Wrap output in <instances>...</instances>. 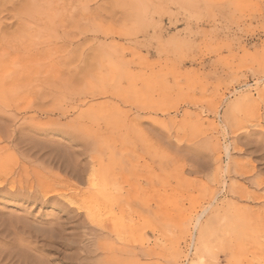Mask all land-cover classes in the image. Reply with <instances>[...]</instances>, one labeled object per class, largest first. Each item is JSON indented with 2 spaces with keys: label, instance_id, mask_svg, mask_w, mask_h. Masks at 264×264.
I'll return each instance as SVG.
<instances>
[{
  "label": "rangeland",
  "instance_id": "1",
  "mask_svg": "<svg viewBox=\"0 0 264 264\" xmlns=\"http://www.w3.org/2000/svg\"><path fill=\"white\" fill-rule=\"evenodd\" d=\"M0 264H264V0H0Z\"/></svg>",
  "mask_w": 264,
  "mask_h": 264
},
{
  "label": "bare ground",
  "instance_id": "2",
  "mask_svg": "<svg viewBox=\"0 0 264 264\" xmlns=\"http://www.w3.org/2000/svg\"><path fill=\"white\" fill-rule=\"evenodd\" d=\"M81 209V208H80ZM105 209V208H104ZM84 210V209H83Z\"/></svg>",
  "mask_w": 264,
  "mask_h": 264
}]
</instances>
